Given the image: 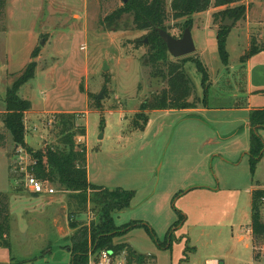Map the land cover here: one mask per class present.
Segmentation results:
<instances>
[{"label": "rangeland", "instance_id": "374dc122", "mask_svg": "<svg viewBox=\"0 0 264 264\" xmlns=\"http://www.w3.org/2000/svg\"><path fill=\"white\" fill-rule=\"evenodd\" d=\"M171 2L165 25L175 36L192 26L197 50L186 56L185 68L195 85L191 99L201 100V108L205 102L207 112L139 115L140 105L168 84L145 64L148 31L132 29V16L125 15L117 31L100 25L122 0H25L15 7L13 33L2 30L5 9L0 14V114L8 88L31 61L35 32L48 33L35 47V77L19 92L33 103L23 116L25 145L15 143L0 119V193L8 195L11 225V246L0 247V264H72L77 231L98 223L91 189L87 209L76 213L59 183H49L54 193L39 194L25 181L33 154L64 137L60 112H75L76 125L86 128V136L75 139L88 149L91 182L135 192L128 208L113 212L119 226L137 222L116 243L121 238L153 257L147 264H204L207 258L264 264V238L252 242L250 230L252 192L264 190V153L252 173L246 126L247 108L264 106V0L211 6L180 19L172 18ZM227 8L246 14L213 16ZM222 28L228 29L227 61L219 49ZM251 47L260 50L250 54ZM196 61L207 71L206 82ZM52 218L65 226L62 236Z\"/></svg>", "mask_w": 264, "mask_h": 264}, {"label": "trees", "instance_id": "16d2710c", "mask_svg": "<svg viewBox=\"0 0 264 264\" xmlns=\"http://www.w3.org/2000/svg\"><path fill=\"white\" fill-rule=\"evenodd\" d=\"M240 1L242 0H172L170 11L173 19H180L189 14L207 11L211 6L218 8ZM5 6L6 0H0V14ZM233 11V8H227L214 13L213 16L216 18L221 14L228 13L241 18L246 14L245 10L240 15L234 14ZM125 15L132 16V29L148 31L149 50L145 64L151 66L153 77H159L168 84L160 93L154 94L140 105L139 115L142 113L145 116L144 112L147 110L197 108L201 100L191 99L195 85L185 68L187 58L171 60L167 45L156 30V28L167 30L165 25L167 19L166 0H129L122 7L102 18L100 25L107 30L117 31L120 29L119 21ZM227 33V28L220 29L218 33L219 49L225 61L228 58ZM259 50L260 48L251 47L250 54ZM250 54H246L244 59ZM38 55L39 50H35L32 57L36 58ZM196 62L199 69L204 72V81L206 82L208 80L207 71L201 61ZM36 67V61L29 62L20 76L8 88L5 99L6 110L0 114L1 121L11 131L17 145H25L23 116L32 108V102L22 98L19 92L25 83L35 77ZM59 114L63 118L60 134L64 137L59 140V145L48 148L45 153L41 150L32 153L34 160L27 169L43 182L59 183L64 190L68 191L69 204L75 207V210L72 211L76 213L87 209L90 198L88 190H92L93 202L95 206H99L98 223L95 222L91 227H82L77 231L72 248V264H88L90 249L93 252H99L102 249H112L116 252L125 250L129 264H147L153 257L138 253L126 243L114 241L116 236L124 234L128 228L137 224L135 221L119 226L115 223L113 216L115 210H124L131 205L135 192L121 187L110 189L89 183L87 149L77 145L75 139L77 135L86 136V128L76 125L75 112H60ZM249 121L251 124L249 155L251 170L252 173H255L264 153V140L259 134V129L264 128V108L252 111ZM147 122L146 117L145 123ZM251 208L253 239H262L264 238V190H253ZM10 229L8 195L0 193V246L6 248L11 246ZM151 232L154 233L152 228ZM90 237L92 238L91 246L88 241ZM255 259H258L257 255H255ZM11 264L18 263L12 261Z\"/></svg>", "mask_w": 264, "mask_h": 264}, {"label": "crops", "instance_id": "0c3cea01", "mask_svg": "<svg viewBox=\"0 0 264 264\" xmlns=\"http://www.w3.org/2000/svg\"><path fill=\"white\" fill-rule=\"evenodd\" d=\"M25 0H6V6H5V13H6V15H5V20H4V23H3V25H4V29H2V30H4V32L5 31H7V32H9V33H13L14 32V26H15V24H16V19H15V15H16V12H15V7L18 5V4H21V3H23ZM18 7V6H17ZM16 7V8H17ZM75 15H78V13H75L74 14V16ZM8 26H9V28H8ZM36 34H34V36H33V38L31 39L32 41H33V43H34V45L33 46H31V52H30V57H31V61H36L37 62V58H38V56L40 57V55H38L36 58H33L32 57V55H33V53H34V51L35 50H37V48L35 49V47H36V44H37V41L40 39V37L42 36V37H44L45 39L47 38L46 37V34H48L47 32H45L44 30H38L37 32H35ZM248 39H251L250 38V36L248 37ZM42 45H44V42H42ZM84 48V47H83ZM5 53H6V50H5ZM5 53H4V55H5ZM12 54H14V52H13V50H12ZM40 54V53H39ZM8 53L5 55V58L6 59H8ZM37 59V60H36ZM30 61V62H31ZM0 63H1V60H0ZM27 66V64L24 66V68H23V70L25 69V67ZM22 70V71H23ZM22 71H21V73H22ZM14 74V73H13ZM249 90H251V87L249 86ZM32 107H33V103H32ZM5 108V110H6V106L4 107ZM264 108V106H250L249 108H247V111L248 112H250V114H251V112L252 111H254V110H256V109H263ZM4 110V111H5ZM3 111V112H4ZM169 111H174L173 109H169ZM189 111H195V112H207V111H209V108L207 107V105L206 104H204V107L203 108H201V107H197V108H190V110ZM249 117H250V115L248 116V117H246V126H248L249 127V129H250V132H251V124H250V121H249ZM262 129H264V128H262ZM223 135H226V133L225 132H221ZM259 133H261V130L259 131ZM261 136H262V138H263V140H264V136H263V134L261 133ZM87 156H88V149H87ZM87 167H88V165H87ZM88 181H89V183H91V184H94V183H92L91 182V180H90V176H89V168H88ZM95 185H98V184H95ZM191 189H188L187 190V192H189ZM215 190V189H214ZM251 210H252V208H251ZM52 221L54 222V224H55V227H57V230H59V232H60V236H62V233H64V231H65V226L63 225V224H58L57 222V219H55V218H52ZM126 224V223H125ZM141 224H143V222L141 223ZM144 225H146V224H144ZM128 230V229H127ZM250 230H251V237H252V242H253V234H252V228H250ZM244 239V235H241L240 236V240H243ZM126 243V244H128L129 245V242H127V241H125V240H123V239H121V238H119L118 239V243ZM130 246V245H129ZM0 247H2V246H0ZM131 247V246H130ZM6 248V247H5ZM131 248H133V247H131ZM60 249V251L61 252H63V255H64V251L63 250H61V248H59ZM134 249V248H133ZM135 250V249H134ZM52 251V250H51ZM51 251H49L50 253H53V252H51ZM137 251V250H136ZM138 252V251H137ZM139 253V252H138ZM53 254H51V256H52ZM48 256H50L49 254H47L45 257H48ZM65 256V255H64ZM66 259H69L70 260V257H69V254L67 253V255L65 256V260ZM69 262L70 261H66L65 263H67V264H69ZM10 263H12V262H10ZM200 264H203L201 261H200ZM204 264H225V263H223V262H220L217 258H207L206 259V261H205V263Z\"/></svg>", "mask_w": 264, "mask_h": 264}, {"label": "built area", "instance_id": "2783aa9c", "mask_svg": "<svg viewBox=\"0 0 264 264\" xmlns=\"http://www.w3.org/2000/svg\"><path fill=\"white\" fill-rule=\"evenodd\" d=\"M25 181L28 187L35 193H54V188L51 187L49 183H45L36 178L28 170H26L25 173ZM88 264H129V259L125 250L122 252H116L112 249H102L99 252H93L92 249H90Z\"/></svg>", "mask_w": 264, "mask_h": 264}, {"label": "water", "instance_id": "95a60500", "mask_svg": "<svg viewBox=\"0 0 264 264\" xmlns=\"http://www.w3.org/2000/svg\"><path fill=\"white\" fill-rule=\"evenodd\" d=\"M123 3H127L129 0H122ZM233 20L226 18L224 23H231ZM161 38L167 45L168 52L174 58H183L196 52V44L192 35L191 26H187L181 36H175L168 30L163 28H156ZM102 98V94L98 96Z\"/></svg>", "mask_w": 264, "mask_h": 264}]
</instances>
